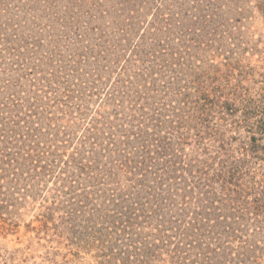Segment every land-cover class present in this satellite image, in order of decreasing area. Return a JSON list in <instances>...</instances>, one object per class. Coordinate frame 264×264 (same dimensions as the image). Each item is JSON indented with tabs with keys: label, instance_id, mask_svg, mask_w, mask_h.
<instances>
[{
	"label": "rangeland",
	"instance_id": "rangeland-1",
	"mask_svg": "<svg viewBox=\"0 0 264 264\" xmlns=\"http://www.w3.org/2000/svg\"><path fill=\"white\" fill-rule=\"evenodd\" d=\"M0 264H264V0H0Z\"/></svg>",
	"mask_w": 264,
	"mask_h": 264
},
{
	"label": "trees",
	"instance_id": "trees-1",
	"mask_svg": "<svg viewBox=\"0 0 264 264\" xmlns=\"http://www.w3.org/2000/svg\"><path fill=\"white\" fill-rule=\"evenodd\" d=\"M109 251L112 252L111 249ZM104 255L107 256L110 255V253L108 254V252H105Z\"/></svg>",
	"mask_w": 264,
	"mask_h": 264
}]
</instances>
